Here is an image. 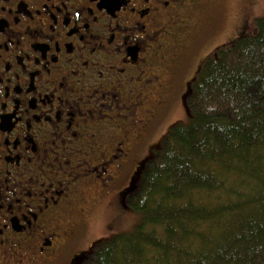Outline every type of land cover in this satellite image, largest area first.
<instances>
[{
  "label": "flooded vegetation",
  "instance_id": "af4514ba",
  "mask_svg": "<svg viewBox=\"0 0 264 264\" xmlns=\"http://www.w3.org/2000/svg\"><path fill=\"white\" fill-rule=\"evenodd\" d=\"M248 3L236 36L247 33ZM226 9L225 0H0V264H71L82 252L105 223L101 202L194 74L195 51L229 43L216 41L225 29L211 38L232 18Z\"/></svg>",
  "mask_w": 264,
  "mask_h": 264
},
{
  "label": "trees",
  "instance_id": "16d2710c",
  "mask_svg": "<svg viewBox=\"0 0 264 264\" xmlns=\"http://www.w3.org/2000/svg\"><path fill=\"white\" fill-rule=\"evenodd\" d=\"M184 104L123 195L140 222L77 264H264V16L202 60Z\"/></svg>",
  "mask_w": 264,
  "mask_h": 264
},
{
  "label": "rangeland",
  "instance_id": "374dc122",
  "mask_svg": "<svg viewBox=\"0 0 264 264\" xmlns=\"http://www.w3.org/2000/svg\"><path fill=\"white\" fill-rule=\"evenodd\" d=\"M225 1L227 6V12L223 15V17H226L228 14H230L232 18H230V16L228 15V19H221V22H219V27H221L222 25L224 27L215 30L217 31L216 34L211 38H217V36L225 29V31L231 32H228V34L222 32L220 38H218V40L216 41H219L224 37L225 41L230 43L237 35L236 32L233 33V31H236V28L234 26L238 25L241 19L243 18L244 7L246 6L247 2H249V5H247V7L245 8V14L247 15L244 16H248L250 18L248 19L247 26L241 28L242 32H251L254 27L255 18L264 16V0ZM205 45L208 44L204 43L197 51H195L196 59H198L200 56H203L204 58L210 55V53L213 51H209L211 47ZM203 58L198 60L197 65L193 69L195 70L193 75V71L191 73L190 71L197 60L191 63V66L189 68V78L188 81L183 85V92L181 93V96L175 98L173 103L170 104L166 114H163L164 120L157 126L158 130L156 135L151 140L152 142L150 141L151 143L149 142L150 144L145 146L144 148H142V146L138 148L136 157L133 158L131 164L128 165V168L126 169L124 174L119 178V182L117 181V183L115 184V191L112 196L107 200V202L104 200L101 202L97 213L100 214V216L104 217L105 223L103 226L94 225L91 228L87 241H85L81 246L83 249L82 253L89 251L95 241H98L103 238H108L114 233L133 231L136 225L140 222L142 214L140 212H136L127 208L123 204L122 197L124 191L120 194L119 190L126 186L128 183L131 184L136 179L143 161L151 155L153 149L158 145L161 137L168 131V128L171 124L177 121H189L190 115L185 107L183 96L186 95V93L189 91V82L191 79H193ZM161 116L162 113L160 114V119ZM75 259H77V261L79 260V254L73 258L72 263ZM56 264H67V259L62 256L57 260Z\"/></svg>",
  "mask_w": 264,
  "mask_h": 264
}]
</instances>
